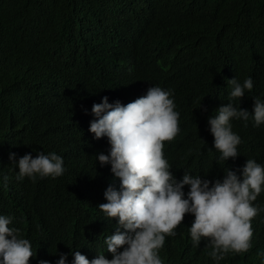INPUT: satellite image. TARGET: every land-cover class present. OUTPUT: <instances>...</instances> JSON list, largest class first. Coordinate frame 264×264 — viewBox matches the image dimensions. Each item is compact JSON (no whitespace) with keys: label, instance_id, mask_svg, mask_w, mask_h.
Listing matches in <instances>:
<instances>
[{"label":"trees","instance_id":"1","mask_svg":"<svg viewBox=\"0 0 264 264\" xmlns=\"http://www.w3.org/2000/svg\"><path fill=\"white\" fill-rule=\"evenodd\" d=\"M235 77L253 79L240 100L251 112L254 98L264 99V0H0V178L9 177L0 215L31 241L30 260L55 264L65 253L70 262L71 249L89 260L109 256L103 241L116 221L98 205L120 182L95 164L108 153L107 138L88 131L92 105L104 96L127 104L151 86L172 90L181 131L164 154L178 180L184 171L222 180V168L247 159L264 165V125L251 119L232 121L242 140L234 161H218L213 147L207 121L231 101ZM39 151L62 156L64 174L17 180L9 153ZM254 203L264 206V192ZM193 219L186 214L166 237L165 264H214L206 240L191 242ZM252 228L250 250L220 264H264V212Z\"/></svg>","mask_w":264,"mask_h":264},{"label":"clouds","instance_id":"2","mask_svg":"<svg viewBox=\"0 0 264 264\" xmlns=\"http://www.w3.org/2000/svg\"><path fill=\"white\" fill-rule=\"evenodd\" d=\"M231 101L221 104L216 115L208 118L213 147L218 161L225 164L240 155L241 137L233 131V120L247 126L264 125V99L254 98L251 112L240 107L245 92L252 91L253 79L243 82L236 77L228 80ZM232 101H239L236 105ZM94 117L88 131L94 139L107 138V154L97 153L95 164L110 166L119 180V188L109 185L104 193L105 203L98 205L105 217L115 219L114 232L106 236L105 252L89 260L79 250L71 249V261L59 254L55 264H165L160 251L166 237H174L185 215L194 217L189 235L194 247L206 240L207 253L214 264H220L229 254H245L252 247V220L264 206L254 202L264 192V165L247 159L238 169L222 168L223 179L210 181L184 171L181 179L174 175L164 154L165 142H171L181 131L180 113L176 110L170 89L151 86L146 93L127 104L119 100L109 103L104 96L91 108ZM9 160L18 169L17 180L28 178H57L66 171L64 159L55 152L26 153L19 159L9 153ZM9 177L0 178L7 188ZM185 186L188 191L185 192ZM32 243L13 226V217L0 215V264H52L35 257Z\"/></svg>","mask_w":264,"mask_h":264}]
</instances>
